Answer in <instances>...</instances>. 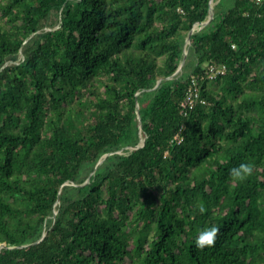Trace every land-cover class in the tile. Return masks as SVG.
Instances as JSON below:
<instances>
[{
	"label": "trees",
	"instance_id": "16d2710c",
	"mask_svg": "<svg viewBox=\"0 0 264 264\" xmlns=\"http://www.w3.org/2000/svg\"><path fill=\"white\" fill-rule=\"evenodd\" d=\"M209 5L0 0V264H264V0H218L166 78Z\"/></svg>",
	"mask_w": 264,
	"mask_h": 264
},
{
	"label": "clouds",
	"instance_id": "9594fccd",
	"mask_svg": "<svg viewBox=\"0 0 264 264\" xmlns=\"http://www.w3.org/2000/svg\"><path fill=\"white\" fill-rule=\"evenodd\" d=\"M253 170V166L251 163H240L236 167H232L229 172L230 175L238 180H243L251 175ZM200 212L203 213L205 208L203 206L200 207ZM220 228L216 225H211L208 227L201 228L200 231L195 236V246L197 248H204L205 246L214 245L217 234L219 233Z\"/></svg>",
	"mask_w": 264,
	"mask_h": 264
},
{
	"label": "water",
	"instance_id": "95a60500",
	"mask_svg": "<svg viewBox=\"0 0 264 264\" xmlns=\"http://www.w3.org/2000/svg\"><path fill=\"white\" fill-rule=\"evenodd\" d=\"M213 0H209V12H208V15H207V18L204 20V21H202V22H197V23H195L194 25H193V27L189 30V32H188V34H187V37H186V40H185V43H184V45H185V49H184V51H183V56H182V59H181V62L179 63V65H178V67H177V69H176V71L171 75V76H169V77H166V78H172L173 77V75H175L176 73H178V72H180L181 71V69H182V66H183V64H184V61H185V58H186V56H187V49H186V47H188L189 45H190V38H191V34L195 31L194 30V27H195V25L196 24H199V25H201V24H208L209 22H210V20L213 18V15H214V11H213V7L211 6V2H212ZM160 80L161 79H159L157 82H156V85L155 86H157L158 84H159V82H160ZM136 114H137V123H138V130H139V141H138V143L137 144H135V145H133V146H129V148H131V150H135V149H137V148H140V147H142L143 145H144V143H145V136H142L141 135V119H140V115H139V110H138V104L136 103ZM128 148V147H127ZM119 151V150H118ZM118 151H116V153L118 152ZM112 153H114V152H109V153H105L104 155H102V157L96 162V164H95V166H94V169H93V171L90 173V175H92L93 174V172L96 170V168H97V166L103 161V159L104 158H106L108 155H110V154H112ZM90 177V176H89ZM89 177L85 180V182H83L81 185H83L84 183H87L88 181H89ZM55 213L56 212H54L53 213V216L55 215ZM44 234L45 233H43L42 234V236H41V238L39 239V240H41L42 239V237L44 236ZM38 240V241H39ZM37 241V242H38ZM4 245H1L0 247H3Z\"/></svg>",
	"mask_w": 264,
	"mask_h": 264
},
{
	"label": "built area",
	"instance_id": "2783aa9c",
	"mask_svg": "<svg viewBox=\"0 0 264 264\" xmlns=\"http://www.w3.org/2000/svg\"><path fill=\"white\" fill-rule=\"evenodd\" d=\"M263 0H255V2L260 3ZM234 47V45H233ZM206 74L209 80L215 79L217 75L225 74V66L224 65H216L211 64L206 68ZM197 80L195 78L192 79V85L188 87L185 98L181 102V113L186 114V109H190L196 101L201 100L199 98V86L197 85ZM202 103H204L202 101ZM178 138V134L175 135V139Z\"/></svg>",
	"mask_w": 264,
	"mask_h": 264
},
{
	"label": "rangeland",
	"instance_id": "374dc122",
	"mask_svg": "<svg viewBox=\"0 0 264 264\" xmlns=\"http://www.w3.org/2000/svg\"><path fill=\"white\" fill-rule=\"evenodd\" d=\"M217 2H218V0H213V6H214ZM213 11H214V10H213ZM55 16H56L55 14L52 15V18H55ZM55 26H56V25H54V26H47L46 29H49L50 27H55ZM205 26H206V25H205ZM198 27H199V25H198ZM198 27H197V30H198V31L201 30V29L203 28V27H202V28L199 29ZM197 30H196V31H197ZM187 52H188V47H187ZM20 55H21V54H19V57H20ZM186 60H187V56H186V58H185V61H186ZM185 61H184V62H185ZM181 72H182V70H181ZM181 72H180V73H181ZM213 85H214V83H211V84H210L211 87H212ZM141 135H142V134H141ZM129 151H131V148H129V147L127 148V147H126V148L120 149L117 153H119V154H126V153H128ZM84 173H85V172H84ZM89 176H90V173L87 175V178H88ZM87 178H86V179H87ZM84 182H85V181H84Z\"/></svg>",
	"mask_w": 264,
	"mask_h": 264
},
{
	"label": "bare ground",
	"instance_id": "6f19581e",
	"mask_svg": "<svg viewBox=\"0 0 264 264\" xmlns=\"http://www.w3.org/2000/svg\"><path fill=\"white\" fill-rule=\"evenodd\" d=\"M211 6L213 7V3L211 4ZM198 25H199V24H196V25H195V27H194V30H195V31L197 30ZM204 26H205V24H201V25H199L198 28L200 29V28H202V27H204ZM186 49H187V47H186Z\"/></svg>",
	"mask_w": 264,
	"mask_h": 264
}]
</instances>
